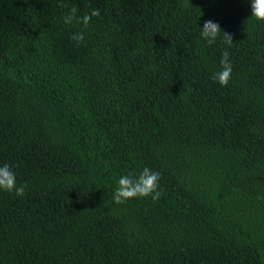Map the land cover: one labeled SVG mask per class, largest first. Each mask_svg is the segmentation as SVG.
<instances>
[{"label":"trees","instance_id":"obj_1","mask_svg":"<svg viewBox=\"0 0 264 264\" xmlns=\"http://www.w3.org/2000/svg\"><path fill=\"white\" fill-rule=\"evenodd\" d=\"M0 0V264H264V21L250 0ZM221 33L209 46L200 27ZM84 31V42L70 39ZM229 52L227 87L213 80ZM158 171V200L112 196Z\"/></svg>","mask_w":264,"mask_h":264},{"label":"clouds","instance_id":"obj_2","mask_svg":"<svg viewBox=\"0 0 264 264\" xmlns=\"http://www.w3.org/2000/svg\"><path fill=\"white\" fill-rule=\"evenodd\" d=\"M57 4L59 7L67 9L62 19L69 26L76 23L83 25L86 29L93 17L100 16V11L96 8H91L89 12L80 15L79 9L76 6L69 7L66 0H57ZM250 9L252 18L257 21H264V0H250ZM221 33H223L224 42L231 45L233 42L231 35L224 32L218 23L207 20L204 22L203 27H200V36L209 46L216 42ZM70 39L75 41L77 45L83 43L85 39L84 31L72 33ZM229 55L227 50L222 52L221 69L213 74V80L221 87H227L232 76L233 68ZM160 179V173L149 167H144L138 175L135 173L123 175L118 180L112 200L117 205L124 204L133 198L151 197L154 201L158 200L162 195L159 186ZM26 187V185L17 186L15 173L9 165L0 166V190L23 196Z\"/></svg>","mask_w":264,"mask_h":264}]
</instances>
